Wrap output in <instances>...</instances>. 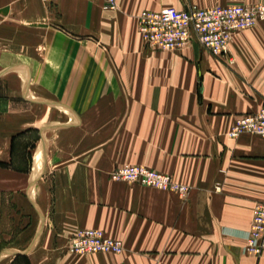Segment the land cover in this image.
<instances>
[{
  "label": "crops",
  "instance_id": "obj_1",
  "mask_svg": "<svg viewBox=\"0 0 264 264\" xmlns=\"http://www.w3.org/2000/svg\"><path fill=\"white\" fill-rule=\"evenodd\" d=\"M116 1L106 10L105 0H0V31L13 25L45 39L14 51L30 55L8 67L28 71L18 85L34 96L37 85L66 87V100L91 112L93 133L115 135L92 157L38 159L36 111L9 109L0 93V264H264V253L244 252L253 209L264 203V142L229 136L238 117L264 107V20L234 33L231 65L195 40L150 48L137 21L143 11L264 0ZM47 128L39 127L42 141ZM123 165L170 175L188 198L110 180ZM84 229L121 241L123 252L69 253Z\"/></svg>",
  "mask_w": 264,
  "mask_h": 264
},
{
  "label": "built area",
  "instance_id": "obj_2",
  "mask_svg": "<svg viewBox=\"0 0 264 264\" xmlns=\"http://www.w3.org/2000/svg\"><path fill=\"white\" fill-rule=\"evenodd\" d=\"M53 3L57 0H44ZM116 0H105L104 9L116 10ZM264 20V4L216 6L200 9L190 5L184 10L165 8L160 11H143L137 16L138 31L144 44L150 48L179 50L197 41L211 55L227 59L233 64L230 43L234 33L255 27ZM244 133L259 136L264 142V107L257 113L238 117L229 132L231 138ZM113 180L137 182L165 191L178 193L187 199L190 188L174 182L170 175L141 166L124 167L114 171ZM219 189V187H218ZM124 245L98 229H84L73 237L68 251L71 254H120ZM244 252L255 256L264 253V203L257 204L252 213V225L246 234Z\"/></svg>",
  "mask_w": 264,
  "mask_h": 264
},
{
  "label": "rangeland",
  "instance_id": "obj_3",
  "mask_svg": "<svg viewBox=\"0 0 264 264\" xmlns=\"http://www.w3.org/2000/svg\"><path fill=\"white\" fill-rule=\"evenodd\" d=\"M44 40L43 35H40V31H37V37H29V31H24L13 25L0 31V79L5 81V83L0 84V93L10 100L8 103V105L10 104L9 109H21L26 112L36 111V124L38 125L37 133L35 134L36 139L34 140L37 144L36 157H46L50 154L53 158H68L78 156L82 154V152L84 156L92 157L94 147L103 145L105 142H108L110 137H114L115 135L108 133H93L94 119L91 116V112L77 111V104L66 100L67 98L73 97L71 93L67 91L66 87H61L59 85H37L33 87L36 93L41 96L51 97L53 101L42 100V102H39L29 99L28 97H36L41 100V96H34L35 93L32 87L28 85H18V78L23 79L28 71L8 68L29 60L28 58L30 55L26 53L20 54L19 52L14 53V51L20 49L24 50L28 46H33L35 41H37L39 45L44 43ZM51 60L54 63L52 64L51 62L54 68L53 71L50 72L59 78L60 70L55 68L57 59L52 57ZM40 72L41 71H37V76L34 77V79L39 78L37 80H40ZM3 73L5 74L3 75ZM33 74H35V71ZM52 78L53 79L49 81H59L56 77ZM44 126H48L47 129L49 132L47 141H42L40 139L39 127L42 128ZM34 141L33 139L30 141L32 144L31 148L34 147ZM100 151L101 154L107 153L103 148ZM128 166H141L150 169L142 165H123L111 170L108 177L114 182L135 183L145 186L137 182L117 181L111 178L114 171ZM40 180L42 179L40 178L39 181Z\"/></svg>",
  "mask_w": 264,
  "mask_h": 264
},
{
  "label": "bare ground",
  "instance_id": "obj_4",
  "mask_svg": "<svg viewBox=\"0 0 264 264\" xmlns=\"http://www.w3.org/2000/svg\"><path fill=\"white\" fill-rule=\"evenodd\" d=\"M38 159H40V158H38Z\"/></svg>",
  "mask_w": 264,
  "mask_h": 264
}]
</instances>
